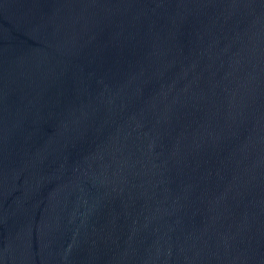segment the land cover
Instances as JSON below:
<instances>
[{"label": "water", "instance_id": "obj_1", "mask_svg": "<svg viewBox=\"0 0 264 264\" xmlns=\"http://www.w3.org/2000/svg\"><path fill=\"white\" fill-rule=\"evenodd\" d=\"M0 264H264V0H0Z\"/></svg>", "mask_w": 264, "mask_h": 264}]
</instances>
